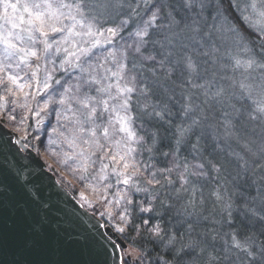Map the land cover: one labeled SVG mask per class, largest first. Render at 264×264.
<instances>
[{
    "label": "snow or ice",
    "instance_id": "obj_1",
    "mask_svg": "<svg viewBox=\"0 0 264 264\" xmlns=\"http://www.w3.org/2000/svg\"><path fill=\"white\" fill-rule=\"evenodd\" d=\"M0 264H264V0H0Z\"/></svg>",
    "mask_w": 264,
    "mask_h": 264
},
{
    "label": "water",
    "instance_id": "obj_2",
    "mask_svg": "<svg viewBox=\"0 0 264 264\" xmlns=\"http://www.w3.org/2000/svg\"><path fill=\"white\" fill-rule=\"evenodd\" d=\"M39 162L41 164L45 163L44 160H40ZM57 179H58L57 176H55V175L52 176V180H53V188H52L53 198L54 199L59 198L62 201L61 207L66 208V210L69 211V212H71L73 210L82 212L83 210L79 209V206L76 204V202L74 200H72L71 197H72L73 194L71 192H69V195H68L67 199L66 200L64 199V193L58 191V189L55 186L54 182ZM85 219H87V217H85Z\"/></svg>",
    "mask_w": 264,
    "mask_h": 264
},
{
    "label": "rangeland",
    "instance_id": "obj_3",
    "mask_svg": "<svg viewBox=\"0 0 264 264\" xmlns=\"http://www.w3.org/2000/svg\"><path fill=\"white\" fill-rule=\"evenodd\" d=\"M47 163H50V164H51V163H52V161H51V160H48V161H47ZM54 167H55V166H54Z\"/></svg>",
    "mask_w": 264,
    "mask_h": 264
},
{
    "label": "trees",
    "instance_id": "obj_4",
    "mask_svg": "<svg viewBox=\"0 0 264 264\" xmlns=\"http://www.w3.org/2000/svg\"><path fill=\"white\" fill-rule=\"evenodd\" d=\"M73 194V193H72Z\"/></svg>",
    "mask_w": 264,
    "mask_h": 264
}]
</instances>
